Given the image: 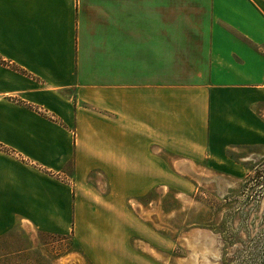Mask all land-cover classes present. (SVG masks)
<instances>
[{"label":"crops","instance_id":"obj_1","mask_svg":"<svg viewBox=\"0 0 264 264\" xmlns=\"http://www.w3.org/2000/svg\"><path fill=\"white\" fill-rule=\"evenodd\" d=\"M0 144L14 254L70 236L90 264H159L129 203L166 224L191 174L233 192L264 154V0H0Z\"/></svg>","mask_w":264,"mask_h":264},{"label":"rangeland","instance_id":"obj_2","mask_svg":"<svg viewBox=\"0 0 264 264\" xmlns=\"http://www.w3.org/2000/svg\"><path fill=\"white\" fill-rule=\"evenodd\" d=\"M3 147L0 144V149L10 151ZM249 163L237 178L236 190L224 194L206 188V174H191L195 183L189 194L191 200L182 211L181 203L170 199L168 207L180 211L170 213L166 224L156 221L154 204L147 203L143 208L129 203L139 221L155 230L162 227V246H152L165 253L160 263L264 264V154ZM64 179L72 184L69 176ZM96 186L104 193L102 183ZM206 221L212 230L203 226ZM18 240L26 242L14 233L0 241V264H90L84 256L74 254L77 247L70 236H46L45 246L22 256L14 254V248L21 244Z\"/></svg>","mask_w":264,"mask_h":264}]
</instances>
